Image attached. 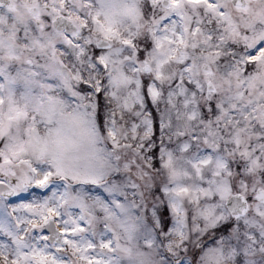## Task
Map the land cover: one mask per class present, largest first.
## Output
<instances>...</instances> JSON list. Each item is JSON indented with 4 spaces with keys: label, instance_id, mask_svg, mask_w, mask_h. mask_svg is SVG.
I'll use <instances>...</instances> for the list:
<instances>
[{
    "label": "clouds",
    "instance_id": "clouds-1",
    "mask_svg": "<svg viewBox=\"0 0 264 264\" xmlns=\"http://www.w3.org/2000/svg\"><path fill=\"white\" fill-rule=\"evenodd\" d=\"M89 260L264 264V0H0V264Z\"/></svg>",
    "mask_w": 264,
    "mask_h": 264
},
{
    "label": "snow or ice",
    "instance_id": "snow-or-ice-1",
    "mask_svg": "<svg viewBox=\"0 0 264 264\" xmlns=\"http://www.w3.org/2000/svg\"><path fill=\"white\" fill-rule=\"evenodd\" d=\"M45 179H46V177H45ZM40 183L42 184V183H44V181H40ZM48 214H49V216L56 215V213H55V211L53 209H49L48 210ZM45 219H47V218H45ZM65 243H69V241L66 240ZM104 247H107V245H104ZM14 264H15V262H14ZM53 264H55V262H53ZM87 264H98V262L97 261H93V260H89L87 262Z\"/></svg>",
    "mask_w": 264,
    "mask_h": 264
}]
</instances>
